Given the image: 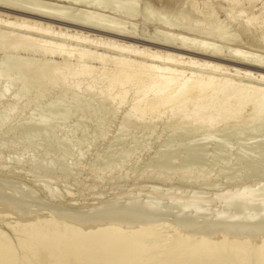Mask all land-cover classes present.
Here are the masks:
<instances>
[{
	"label": "bare ground",
	"instance_id": "1",
	"mask_svg": "<svg viewBox=\"0 0 264 264\" xmlns=\"http://www.w3.org/2000/svg\"><path fill=\"white\" fill-rule=\"evenodd\" d=\"M139 1L140 0H27V4L24 7L26 10L24 14L26 16L39 19L45 23H51L56 25L57 28L0 18V49L8 53L0 64V68L3 69V71L0 69V80H7L3 91L0 92V97L2 98H4V96L9 98L10 96L7 95L11 93L10 95L14 94L18 99L19 95L21 94L23 96L24 93L17 92H20L21 89L29 93V90L27 91L25 89L27 87L28 89L33 87L31 85L33 83H38V85L40 84L42 86L53 79L65 81L71 79L70 76H72V78L74 76V78L90 76L93 73V69L89 67L90 61L104 64L102 72L99 75L97 74L96 78L92 76V81L90 80L89 84L85 85L84 83V90L81 88V84H79L80 87H76L77 89L79 88V90L76 89L73 92L72 88L70 89V87H67V89L69 88L72 92L71 94L69 93L70 90L67 92L70 95L67 94L66 96V92L64 94L56 92L58 93L57 96L59 94L61 96L54 97L53 95L52 97L55 98V101L53 99L54 102L51 101V103H49L47 100L48 104H42L45 107L41 113L37 115L31 114L27 121L34 127V130L26 136H23L21 141L23 142L24 140L28 146H33L34 143H36L34 147L37 148L40 146V143H38L39 141L46 140V138L51 136H49L46 129L53 126L55 123L57 124V122L62 123L66 116L68 117L72 113L82 112L85 115L88 114V112L99 113L106 119L109 116L108 114L106 116V112L110 113L112 111L111 114L114 113V110L109 108L108 103L113 107V103L117 101L114 99L115 102L113 101L111 104L113 100L110 101L112 94L115 92L116 95H114V97L117 96L120 100L119 102L122 103L124 98L127 97L125 95H129L126 93L133 90L131 92L135 91V94L132 95L134 97H132L131 103L127 99L130 105L124 102L125 105H123V103L122 106L120 105L123 109L126 105L130 106V108L128 109L126 107L129 110L128 114L125 112L126 115H123L121 122H119L120 127L118 129L122 132L131 134L133 131L137 133V131L145 128L146 130L150 129V131L154 133L152 127L153 125L159 124L158 122H162L164 128L170 125L168 127L169 129L171 127V144L165 143L166 145L156 150L161 160H164V163H159L160 158L158 160V157H156L159 162H156L154 165H156L157 168L165 172L167 169L172 170L178 167V174L180 173V169H186L185 171H187L189 166H191L189 167L190 170L193 169L192 166L196 168V163L202 156L201 153L204 152V150L206 151L204 146L209 144L213 147L216 154H219L223 150L224 153H227L225 149H230V151L233 150V152L236 151V154L234 153L236 158L230 154L235 159L236 163L234 162V164L237 165L236 167H244L245 165V170L248 169L249 172H247L248 170L245 171L244 168L243 170L246 174L249 173L248 175L250 176L256 173L259 168L264 165V2L261 4V7L257 9V12L255 11L256 13H251L252 15L247 14L246 10L248 8L241 7V5L236 12H232L230 9L223 6L221 10L225 13L226 17L222 21L217 19V14L215 12L201 14L198 10L194 9L195 13L198 12V16L200 17L191 19L189 18L191 11L182 12L181 10V12H177L178 9L171 6V2L168 3L167 6L163 4L160 5L156 10L145 3L144 9L146 13L143 14L142 21L145 23L154 22L153 36L160 42L154 44L143 41L141 36L144 30L136 31L134 23H132L137 16V18L141 16L137 8ZM233 1L235 2V0ZM237 1L241 4L245 3L243 4L244 6L247 4L245 0ZM0 2L7 5L13 3L11 0H0ZM15 4L19 5L18 3ZM162 10L176 16L177 20L173 21L168 19V16H161L160 13H162ZM229 18L233 19L237 25L247 32L251 37L250 43H242L241 40H237V34H230L226 31V28H230L229 26L232 24V22L228 21ZM137 26L139 27V25ZM231 42H234L235 45H233L234 43L231 45ZM71 62H76L78 66L76 68L78 70L73 73H71V68L73 66ZM112 65L114 68L111 71L110 66ZM107 66H109V69ZM9 67L14 68L8 70ZM108 70H110L112 74H109ZM66 71L68 73H66ZM107 74L109 75L106 76ZM89 76L88 78H91ZM104 76H106V78ZM35 86L37 87L36 84ZM15 88H18L19 91L15 92ZM24 97H22L23 100ZM17 99L15 98L14 100L16 101ZM16 103L17 102H15V104ZM8 106L11 105L8 104ZM118 106L119 104L117 107ZM120 106L118 107L119 110L121 109ZM38 107L41 106H37L36 108ZM107 107L110 111H108ZM105 108H107V111ZM117 109L115 110L118 111ZM12 110L13 109H8L3 116V120L12 117L14 112ZM146 115L149 117L152 116L150 121L149 119H145L147 120V124L142 122L145 121L143 117ZM101 118L100 120L104 121V119ZM81 120L82 121L77 120L74 127L75 129L83 128L85 120ZM97 120L99 121V118ZM151 120H156L158 122L155 121V123ZM98 124L102 125L103 123L97 122L96 127L99 126ZM163 125H161V127ZM158 126L160 128V124ZM154 131H157L156 128H154ZM118 133L120 135L121 132ZM152 133L146 134L149 137ZM178 134L184 135V137L179 142L173 143L172 138ZM84 135L83 133V137ZM119 135H117L116 139H119ZM124 136H126V134ZM122 139L120 138L119 140L122 141ZM166 139L167 138H165V140ZM119 140L117 142L119 143L118 145L122 143L121 141L120 143ZM57 142L60 141L58 140ZM66 142L65 139L61 141L65 149L64 152H62L64 155L70 153L69 147H71V142L69 141L70 143L68 144H66ZM79 142L80 141L75 143L74 141L76 145H79ZM83 142L85 143V141ZM69 144L70 146L68 147ZM71 149L74 151L73 148ZM45 151H47V149H45ZM158 153L155 154L158 156ZM178 153L184 154L183 161H180L181 163L178 162L180 159H176L177 156H180V154L177 155ZM124 155L125 154H123V156ZM20 156H22V158L24 157L23 155ZM80 156L83 155H79V157ZM32 157L35 158L34 156ZM32 157L30 156V161H33ZM63 157L64 156H62V158ZM117 157L115 158L117 159ZM228 157L229 155L227 159H229ZM13 158H10V160L17 162V158ZM18 158H20L19 155ZM49 158L52 157L50 156ZM120 158L121 157H119L118 160L122 162ZM169 159L177 160V162L174 163H180L179 166L175 164L177 167L171 169L169 167L170 165H168L169 163H166V161H170L171 163ZM20 160L21 158L18 162ZM38 160L39 159H37V161ZM214 160L215 158L213 161ZM30 161L29 163L31 164ZM41 161L42 159H40V163ZM106 161L105 162L108 163L109 160ZM215 161L217 162L218 160ZM227 161L228 160H226V162ZM52 162H50L51 167H54V162L53 165ZM113 163L114 162H112V165ZM120 163L118 165H121ZM18 164L19 163H17V166ZM33 164L37 165L36 162ZM58 164L57 166H60L62 163ZM63 165L65 166V164ZM112 165L111 163L109 164V166ZM172 165L173 163L171 166ZM57 166L54 168L56 169ZM67 166L68 164L65 166L67 169L63 167V171H65V169L69 171L68 169L70 168L68 167L70 165ZM106 166L109 167L108 165ZM236 167L233 168L235 169ZM40 168L42 167L40 166ZM58 168L56 171L60 170H58ZM113 168L110 167V170ZM178 168L176 170H178ZM221 169L225 170L224 167ZM239 169L241 170L242 168H238V170ZM49 170H51V168ZM161 170H158V172ZM194 170L192 171L194 172ZM222 170L220 171L224 174L227 167L225 171ZM60 171L63 173L62 170ZM168 171L165 173H168ZM210 172L211 171H209V173ZM230 172L229 174H231ZM235 172L236 171H234L233 174ZM174 173L176 174V172L172 171L171 175ZM185 173L189 175L187 172ZM205 173H203L205 176H207V174L209 175V173ZM242 173L245 176V173ZM179 175H177V177ZM232 176L229 175L230 178ZM250 176L246 177L249 178ZM188 177H190V175ZM188 177L185 176V178ZM160 178L162 180V177ZM183 178L180 176V180ZM193 178L195 177L193 176ZM235 178L237 179V177H234V179ZM182 181H185V179ZM5 182L8 181L5 180ZM206 183L207 184H204V186L207 185L208 187L209 183ZM241 184V187H239V183V186L236 185L239 187V189H236L237 192L229 193V191H227L228 194L223 191V194L222 192H213L215 196L212 195V197H206L204 194L202 195V192H190L189 190V193L186 195H181L180 193L172 194L173 192L170 193L173 191L171 188L170 192L164 190L166 194H161L158 193L162 190L160 188L161 190L158 192H149V196H145L143 201H140L141 199L137 200L139 196L133 194V196L127 197L124 204L119 205L117 201H113L108 205L105 204L99 207H94V205H92L93 208L90 212L77 217H71L69 215L60 217V214L59 217H57L58 215L54 216L51 212L50 214L46 212V214L38 213L35 214V216L30 215L32 217L28 216V218L26 217L27 219L25 218L23 220V226L28 227L25 228V230H29L28 232L26 230L27 233H25L24 230L22 231L23 227L21 230L18 228L17 230L22 232L19 237H22L23 233L25 236L26 234L28 235V233L29 235L31 233L33 236L35 231L38 233L35 234V238L28 236L31 237L28 238L30 239L29 242L20 240V238L17 245L21 250H17V246L15 249L18 252L23 251L24 256L30 257V260L25 258L29 264H31L30 262H34L33 264H59V262L64 264H92L97 261H99L98 264H138L140 261H145L143 264H264V183L258 182L252 184L247 182V184ZM211 185L210 182L209 186ZM45 186L47 188L49 187L48 190L50 189L51 191L49 185ZM214 186L215 185H213V188ZM217 187H215L216 191L218 189ZM234 187H232V189ZM2 189L3 188L0 187V206H2L3 211L4 209H8H3V206L5 207L9 204V200H12L13 210L22 211L19 213L20 215L21 213L27 215L25 212L29 213L28 204L26 205L24 202L22 203V200L20 201L15 198L13 192L14 199H11V194L10 199L7 200V196L9 195H5V197ZM42 189L44 191V188ZM219 190L220 189H218V191ZM234 190L235 188L233 191ZM50 191L48 193H50ZM153 191L157 190L153 187ZM1 192L3 194H1ZM50 194L54 195V192L51 191ZM53 195L50 197H54ZM55 196H58L56 192ZM99 200L98 202H100ZM215 200H218L220 205H222H219L220 207H217V209H219L214 210V213L211 211L213 215L208 211L210 213L209 216L207 210L214 204L211 205V207L208 206ZM106 201L107 200H105L104 203H106ZM12 203L10 202V204ZM104 203L102 202V204ZM51 205H53V203ZM10 206H8V211H10V208L12 209ZM95 206H97V203ZM15 207L17 209H14ZM58 208L60 207L58 206ZM69 208H71V206ZM76 208L78 207H75V209ZM81 208L83 209V207H80V209ZM214 208H216L215 205ZM27 209L29 211H26ZM87 209L86 207V210ZM13 212L14 211H12V213ZM16 213L18 214V212ZM171 214L174 219L172 222L170 220V222L172 223L171 227H174L173 233H175V235L167 236L170 238L163 239V237L160 236L163 232L161 233V231H158V233H161L158 235L156 232L158 228L154 226L156 223V226L160 223V217ZM205 214H208V217ZM3 215L5 216V213ZM1 219L0 221H2ZM8 219L6 218L5 220L4 218L3 220L7 222ZM167 222L169 223L168 225L171 224L169 220ZM7 224L9 223L7 222ZM12 227L7 228L9 229L8 231L14 228L16 230L19 226ZM153 228H157L156 231ZM15 230L12 231L15 233ZM12 231L10 233H12ZM153 231H155L157 235H153L156 234L153 233ZM124 233H129V235L127 234L126 237ZM183 234L188 238H185L188 242L185 239L182 240V237H185L182 236ZM2 236H0L2 240H7V237H4L5 234L3 236L4 238H2ZM179 236L181 239H179ZM24 239L27 240V236ZM3 242H0V251L4 253L1 255L0 252V264H14L15 261L12 260V253L14 251L10 249L12 244L8 248L3 245ZM60 243L63 244L62 246L64 248L62 249L64 250L55 252V246H58L57 244ZM62 251L63 255L61 253ZM23 261L25 262V260Z\"/></svg>",
	"mask_w": 264,
	"mask_h": 264
},
{
	"label": "rangeland",
	"instance_id": "2",
	"mask_svg": "<svg viewBox=\"0 0 264 264\" xmlns=\"http://www.w3.org/2000/svg\"><path fill=\"white\" fill-rule=\"evenodd\" d=\"M11 1H13V3H10L8 5L7 4H3L2 2H0V18L10 19V20L19 21V22H29V23H33V24H37V25H43V26L57 28L56 25H53L51 23H45V22H43V21H41L39 19H33V18H30L29 16H26L24 14V13H26V10H25L24 7L27 4V0H24V1L11 0ZM236 1L237 0H235V2ZM245 1L247 3L246 6L243 5L245 3H242L241 4L238 1L235 3L233 0L232 1H229V0H169V1L168 0H166V1L165 0H140L138 2V4H137V8H138V11H139V13L141 15V16L140 15L139 16L142 17L143 14L146 13L145 12V9H144L145 8V3H147L149 6L155 8V10H156V9H158L160 7V5L163 4L164 6L165 5L167 6V4L171 2L172 3L171 6H174L175 8L178 9L177 12H181V10H182V12L183 11H188V12L191 11L190 12L191 14L189 15V18H191V19H196L197 17H200V16H198L199 15L198 12H200L201 14L202 13L207 14L209 12L210 13H214L215 12L217 14L216 15L217 16V19H219L220 21H222L226 17L225 13L221 10V7H223V6L227 7L232 12H236V11H238V9L240 8V5H241V7L248 8L246 10V12H247V14L250 15L251 13H256L257 12V9H259L261 7V4L264 2V0H245ZM15 3H18L19 5H16ZM236 4L239 5V6H237ZM194 9L198 10V12L196 11L197 13H195V10ZM13 12H14V14H13ZM164 13H166V11H163L162 10V13H160L161 16H164V17L168 16V19L173 20V21L174 20H177L176 19V16L172 15L171 13H168V12L166 14H164ZM137 17H136V19H134L132 21V23H134V26H135L136 31H142V29L144 30V33L141 36V39L143 41H145V42H150V43H154V44L160 43L153 36L154 35L153 34L154 22H150V23H147L146 22L145 23L144 21H142L143 20V17L142 18H140V17L137 18ZM228 21L229 22H232V24L229 26L230 28H228V27L226 28V31L227 32H229L230 34H234V35L237 34L236 35L237 36V40L238 39H239V41L241 40L242 43H245V42L250 43L251 42L250 41L251 37L239 25H237L236 22L233 21V19H230L229 18ZM137 25H139V27L140 26L141 27L139 28ZM233 29H234V32H233ZM233 43L231 42V45ZM229 44H230V42H229ZM233 45H235V43ZM7 54L8 53L3 52L0 49V64L2 63V60L4 59V57ZM71 63L73 65L72 68H71V73H73V72H75V71L78 70V69H76L78 66H77V63L76 62H71ZM89 63H90L89 64V67H91L93 69V73L90 76L88 75L91 78H88V76L87 77L86 76H83L84 78L82 76H81L82 78L81 77L78 78L76 76L77 78H74L75 77L74 76L73 77L74 79H73L72 76H70L71 79L65 80L66 82L64 80H61V79H59V80L57 79L58 81L53 79V80L47 82L48 84L46 83V84H44L42 86L40 84L38 85V83H33L34 85L31 84L33 87L30 86L31 87L30 89H28V87L25 89L27 91L29 90V93L30 94L28 92H26V91L25 92L22 91L21 89H20V92H17V91H19L18 88L17 89L15 88L14 91L17 92V93H24L23 96L20 94L19 97H18V99H17V96L15 97L14 94H12L13 95V97H12V95H10L11 94L10 93V94L7 95V96H10L9 98L6 97V96H4V98L0 97L1 98L0 101H2V99H3V101L0 102V123L2 122L0 124V133L2 134V135L0 134V155H1L0 156V176H2V177H0V185L2 183L3 184L0 187L3 188L2 190H3V193H4L3 194L1 192V194H3L4 196L5 195H9V196H7L8 197L7 200H9L11 196H12L11 199H14L13 196L15 194L14 197L17 198L20 201L22 200V203L24 202V204H26V205L28 204L29 206L27 205V207L31 211L30 212L27 209L26 211H29V213L28 212H25V213H27V215H25L24 213H21V215H20L19 213L22 212V211L13 210V207H12V205H13L12 202L13 201L12 200L11 201L9 200V204L6 205L7 207L6 206L5 207L3 206V209L4 208H6V209L8 208L7 210L4 209V211H3L2 210V206H0V209H1L0 212H2V213H0V219L2 218L1 220L3 221V222L0 221L1 222V224H0V236H2V235L4 236V234H5L4 237H7V240H5V241H4V239L2 240L1 237H0V239H1L0 242L1 241L2 242L4 241L5 243L3 242V245L5 247H8V248L12 244L11 247H10V249H11V251H14L12 253L13 254V259L12 260L15 261L14 264H24V263L25 264H29L28 261H26V259L28 260L30 257L29 256H27V257L24 256L23 251L22 252L21 251L18 252L17 250H21V249H19V247H18L17 244H18V241H19L20 238H21L20 240H23V241H28V242L30 241V239H28V238H31V237H28V236H32L31 233H30V235H29V233H28V235L26 234L27 240L24 239V238H26V236H25L24 233H23V236H22L23 239H22V237H19L20 234H22V232L19 231V230H21L22 227H23L22 228V231L24 230L25 233L28 232L29 229H26L27 232L25 230V228H28V227L23 226L24 225L23 224L24 223L23 220L26 217L28 218V216H30V215L35 216V214H38V213H45L46 214V212L48 214H50V212H51V214H53L54 216H57L58 215L57 217H59V214H60V217H62L63 215H69L71 217L72 216L73 217H77V216H81V215H84V214H87L88 212H90L92 210V208H93L92 205H94V207H99V206H102V205H105V204L108 205V204L112 203L113 201H117L119 205L120 204H124L125 203V200L127 199V197L133 196V194L139 196V198L137 197V200L138 199L139 200L141 199L140 201H143L145 199V196L146 197L149 196V194L152 193V192H158L159 190L162 189L163 191L162 190L161 191L163 193L161 191H159L158 193L166 194L165 191H169L170 192L171 191L170 188H171L173 191H171L170 193L173 192L172 194H178V193H180L181 195H186V194L189 193V191L190 192L197 191L199 193L202 192V195L204 194L206 197H210V196L212 197V195L215 196V194H213V192L214 193H216V192L221 193L223 191V192L226 193L227 191H229V193H233V192L236 191V189H239V187H241V185H242L241 183H245V184H247V182L248 183H252V184H254V183L256 184L258 182L264 183V171H263L264 170V165H262L256 173H254L253 175L250 176V175H248L249 173L246 174V172H245V171L248 170V169L245 170L246 169L245 168V165H244V167L243 166L242 167H240V166L239 167H236L237 165L234 164V162H235V159L234 158H236L235 157L236 155H234V153L236 154V151L233 152V150H231L232 151L231 152L230 149H228L231 152L230 153L227 149H225V152H227L229 154L224 153L223 152L224 150L222 151L223 153L220 152L219 154L218 153L216 154L214 152V150H213V147L210 146L209 144H208L209 146L207 145L208 147L207 146H204L205 149H206V151L204 150V152L201 153L202 156L200 157V159H198V161L196 163V168H195V166H192L193 169L190 170L189 167H191V166H189L187 168V171H185L186 169L185 170H181L180 169V173H179L180 175L177 173L179 171V168L177 166H179V164L183 161V158H184V156H183L184 154H182V153L181 154L178 153L177 155L180 154V156H177V158L175 157L177 160L180 159L178 162H180L182 160L180 163H178V164L174 163V162H177V160H175V159H174L175 161L169 159V160H171V163H170V161L169 162L166 161L167 164L169 163L168 165H170L169 167L171 169L174 168V167H177L178 170H176L177 168L176 169L174 168L172 170L167 169V171L170 170L171 172L168 171V173H165L167 171L164 172V170H161V169L157 168L156 165H154V164L156 162H159L158 160H159L160 156H159V153L156 150L160 149V147H162L163 145L171 144V134H170L171 127H170V129L168 127L170 125H168L167 127H165L166 128L165 129L164 128V125L162 124V122H158L156 120H151V121H154V122L156 121V122H158L160 124V128L158 126L159 124H157L155 126L153 125V127L156 128V130H157V131H154V128L152 127L154 133H152V131H150V129L149 130H146L145 128H142L143 130H139V131L136 130L138 134L137 133H134V131L131 132V134H129V133L122 132V131H120L118 129L120 127L119 126L120 125L119 122H121V119L123 118V115L125 116L126 114H128V111H129L128 109L130 108V106H127V105L129 104L128 101H130V103H131L132 97H134L132 95L135 94V91L134 92H131L133 90H130V92L128 91L126 94H129L130 96L129 95H125L127 97L124 98V100L122 101V103L123 102L126 103V104L128 103L126 105V107L128 109L126 107H124V109L121 108L122 103L119 102L120 100H119V98L117 96H115L116 98L114 97V95H116L115 92H114L112 94V98H110V101L113 99L111 101V104L113 103V101L115 102L114 99H116L117 101L115 103H113V105H114L113 107H111L112 105H110V103H108L109 104V108H111V110H114L113 111L114 113L111 114L112 111L110 113L106 112L105 113L106 116H107V114L109 115L106 119L103 118L101 116V114H99V113H89L88 112V114H86V115L83 114L82 112L72 113V114H70V116H68V117L66 116L65 120L62 123L57 122V124L55 123L53 126L48 127L46 129V131L49 134V136L50 135L51 136L49 138H46V140L39 141L38 143H40V146H38L37 148L34 147L36 145V143H34L33 146H31V145L28 146V145H26V142H24V140L22 142L21 139H23V136H26L28 133H30L32 130H34V127H32V125L27 121L28 117L31 114H33V115L36 114L37 115V114L41 113L44 110V107H45L43 105H46L44 103H47L48 104V101H49V103H51V101L54 102L55 101V98H54L55 96L56 97L61 96L60 94L57 96L58 93L64 94L66 92L65 95L67 96V94H68L67 92L71 88H72V92L75 91L77 89L76 88L77 86L80 87L79 84H81V86H82L81 88L83 89L85 87L84 86V83H85V85L86 84H89L90 83V80L92 81V76L94 78H96L97 77V74L99 75L102 72L103 67H104V64L99 63V62L98 63L97 62L95 63L93 61H90ZM107 67L109 69V66H107ZM2 68H4V67H2ZM13 68L14 67H12V68L9 67L8 70H12ZM96 68H98V69H96ZM113 68H114L113 65L110 66L111 71H112ZM1 70L3 71V69H1ZM1 70H0V72H1ZM108 71H109V74H110L111 71L110 70H108ZM63 73H65V72H63ZM63 73H60V74H63ZM66 73H68V72L66 71ZM69 73H70V71H69ZM109 74H107L106 76H108ZM106 76H104V77L106 78ZM1 80H2V82H1ZM1 80H0V83H1V85H0V92L3 91L4 86L7 83V80L6 79H4V81H3V79H1ZM35 84L37 85V87L35 86ZM71 86H73V87H71ZM67 87H70V89L69 88L67 89ZM77 90H79V88ZM35 92H37V93H35ZM56 92H58V93H56ZM72 92H71V90L69 91L70 94ZM70 94H68V95H70ZM53 95H54V97H52ZM14 97L17 99L16 101L14 100L15 99ZM22 97H24V100H23ZM49 98H52V99H49ZM53 99H54V101H53ZM127 99H128V101H127ZM10 100H12L13 102L10 101ZM125 101H127V102H125ZM15 102H17L18 104L17 103L15 104ZM116 103H117V105L119 104V106L121 105L120 106V108H121L120 110L118 108L119 106L117 107ZM124 103H123V105H125ZM8 104H10L11 106H8ZM37 106H41V107L36 108ZM106 106H108V105H106ZM40 108H41V110H40ZM107 108H105V110ZM109 108H108V111H110ZM114 108L117 109L118 111H116ZM3 109H4V112H3ZM8 109H13L12 110V111H14L13 112V115H12V117H10L8 119H4L3 120V116L8 111ZM123 111H124V113H123ZM125 112H126V114H125ZM147 116L148 115H146L145 117H143V120H145V119L148 120L149 119V121H150V119H152V116H150V117L149 116L147 117ZM98 118H99V121L97 120ZM100 118L101 119H104V121L103 120H100ZM81 119H84L85 120L84 121L83 128L82 129L81 128L75 129L74 127H75V124H76L77 120L78 121H82ZM147 120H145V121H142L141 120V121L143 123L145 122V124H147ZM97 122H102L103 124L102 125H100L101 123L98 124L99 125L98 126L99 128H98V127H96ZM154 122H152V123L155 124L156 122L155 123ZM161 125H163L162 126L163 129H162ZM96 130H98V131H96ZM118 132H121L123 136L121 135V133L119 135ZM83 133L85 134L84 137H83ZM124 133L128 137L124 136L125 135ZM146 133L147 134L152 133V135L151 136L149 135V137H148V135ZM161 133H163V134H161ZM60 134H61V136H60ZM81 135H82V137H81ZM117 135H119V139L120 138L122 139V137H123L122 141L117 138L119 140V142L120 141L122 142V143L120 142L122 144V145L120 144L121 146L118 145L119 143H117L118 142V140L116 139ZM71 136L73 138H75V139H73ZM120 136H122V137H120ZM183 137H184V135H179V134L178 135H175L172 138V142L173 143L179 142ZM80 138H81L82 141L80 140ZM165 138H167V139L165 140ZM64 139H65V142L67 140L66 144H68V143L71 142V147H69L70 144L68 145V147L70 148L69 149V152L71 154L68 153V155L67 154L64 155V153H62V152H64L65 149H64V145L61 143V141L64 140ZM115 139H116V141H115ZM58 140L60 142H57ZM74 141H75V143L76 142L78 143V141H80L79 142V145L78 144L76 145L74 143ZM83 141H85V143ZM21 143H22V145H21ZM80 143H84V144H80ZM15 145H16V147H15ZM26 146H28V147H26ZM77 146H79V147H77ZM157 146H158V148H157ZM29 148H31V149H29ZM71 148H73L74 151H72ZM78 148H81V149H78ZM45 149H47V151H45ZM78 150H82L84 154L82 153V151H78ZM42 151H44V152H42ZM75 151H77V152H75ZM4 152H5V154H4ZM79 153H81V154H79ZM155 153H158V156ZM78 154L79 155H83V156H80L79 157ZM123 154H125V155L123 156ZM220 154H222V155H220ZM230 154H232L234 156V158ZM18 155L21 158V160L19 162H18V160L20 158H18ZM20 155H23L24 157L22 158V156H20ZM217 155H219V156H217ZM228 155H229V157H228L229 159H227V156ZM30 156L31 157L32 156L35 157V158L32 157L33 158V161L32 160L30 161V159H31ZM50 156L53 159L52 158H49ZM62 156H64L63 157L64 159L62 158ZM122 156H123V158H122ZM15 157L17 158V162L15 161L16 164H15L14 160H10V158L15 159ZM56 157H57V159H56ZM115 157H117V159ZM119 157H121L120 158V160H122V162L120 161L121 163L118 160ZM156 157H158V160H157ZM223 157H225V158H223ZM36 158L39 159V160L37 161ZM77 158H78V160H77ZM214 158H215V160H218L217 161L218 163L215 160L213 161ZM40 159H42L41 163H40ZM44 159H46V160L48 159L47 162ZM22 160H24V161H22ZM106 160H109L108 163H106L107 162ZM223 160H225V161H223ZM226 160H228V161L226 162ZM29 161L31 162V164L29 163ZM52 161L54 162V165L55 166H57L58 163L59 164L62 163V164L60 166H57L56 169H55L54 168L55 166L54 167L53 166L51 167V163L50 162H52ZM75 161H77V162H75ZM115 161H116V163H115ZM212 161H213V163H212ZM35 162L37 163V165L36 164H33ZM53 162H52V165H53ZM56 162H57V164H56ZM74 162H75V164H74ZM112 162H114L115 164L113 163V165H112ZM161 162L164 163V160H161V158H160V162L159 163H161ZM230 162H231V164H230ZM17 163H19L18 166H17ZM48 163H49L50 166L48 165ZM110 163H111L112 166H109ZM119 163L121 165H118ZM172 163L174 165V166L172 165L173 167L171 166ZM63 164H65V166L67 164H68V166L70 165L69 167L67 166L68 168H70V169H68L69 171H66L67 168ZM105 164L108 165L109 167H107ZM175 164L177 166H175ZM62 165H63L64 168H66L65 169L66 172L63 171V167L61 168ZM40 166L42 168H40ZM58 167H60V168H58ZM106 167H107V169H106ZM110 167H112V168L115 167V168H113L115 170H113V169L110 170ZM223 167L225 168V170H226V167H227V170L226 171L225 170H222L221 168H223ZM233 167H236V168L234 169ZM50 168H51V170H49ZM52 168H54V169H52ZM57 168H58V170L59 169L62 170L63 173L60 170L59 171H56ZM238 168H242L241 170H243V168H244L245 171L244 170L241 171L240 169L238 170ZM13 169H15V170H13ZM205 169H206V171H205ZM233 169H234V171H236L234 173L235 175L233 174V172H234ZM158 170H161V171L158 172ZM192 170H194V172ZM220 170L225 171V173L223 172L224 174H222ZM237 170H238V172H237ZM172 171L173 172H176V174L174 173V174L171 175ZM183 171L187 172V174H189L190 177H188L189 175H186V173L183 172ZM189 171H191V172H189ZM209 171H211L212 173L211 172L209 173ZM195 172L197 174L200 172L199 173L200 175L199 174L197 175ZM205 172L209 173V175L207 174V176H205V174H206ZM229 172L231 174H229ZM242 172L245 173V176H244V174ZM247 172H249V170ZM61 173L62 174L66 173V174L62 175ZM184 173H185V175H184ZM203 173H205V174H203ZM162 174H163V176H162ZM191 174H192V176H191ZM202 174H203V176H202ZM228 174L230 176L233 175L232 176L233 178L232 177L230 178ZM177 175H179V176L177 177ZM180 176H181V178L184 177L183 179H185V181H182L183 179L180 180ZM185 176L188 177V178H185ZM193 176L195 178H193ZM197 176H200V177H197ZM226 176L229 177V178H227ZM246 176H250V177L248 178ZM160 177H162V180H161ZM163 177L166 180H164ZM234 177H237V179L236 178L234 179ZM243 177H244V179H243ZM5 180L8 181V182H5ZM142 180H143V182H142ZM233 180H235L237 183L235 181H233ZM162 181H164V182H162ZM165 181H167V182H165ZM64 182H66V183H64ZM206 182L209 183L208 184V187H207V185L204 186V184H207ZM210 182L212 184L211 186H209L210 185ZM229 182H231V183H229ZM238 183H239V185L240 184L241 185L239 186ZM5 184H7V185H5ZM45 185H49L50 186L51 191L54 192V195L53 194H50L51 191H50V189L48 190L49 187L47 188ZM213 185H215L214 188H213ZM236 185H238L239 187L236 186ZM63 186H64V188H63ZM203 186H204V188H203ZM35 187H36V189H35ZM151 187H152V189H151ZM153 187L157 191H153ZM158 187H159V189H158ZM215 187H217L220 190L218 191V189H217V191H216L215 190L216 189ZM232 187L235 188L234 191H233L234 188L232 189ZM236 187H238V188H236ZM42 188H44V191H43ZM59 188H60V190H59ZM132 188H133V190H132ZM20 189H21V191H20ZM230 189L232 190V192H231ZM49 191H50V193H48ZM60 191H62L64 194L62 192H60ZM135 191H136V193H135ZM55 192H56V195H58V196H55ZM223 192H222V194H223ZM227 194H228V192H227ZM36 195H37V197H36ZM52 195L54 197H50ZM38 198H39V200H38ZM97 199L98 200L100 199L99 200L100 202H98ZM104 199L107 200L106 203H104L105 202ZM101 201L104 204H102ZM161 201H162V199H161ZM217 201L218 200L213 201L214 203L213 202L212 203L210 202L211 204H209L210 206H208V207H211V205L214 204L216 206V208H214V205L211 208H208L207 207L209 209V210H207V208H206L207 212L210 211V213H211V211H213V213H214V210H216L217 207H220L222 205V204L220 205V202L219 201L217 203ZM10 202L12 204H10ZM61 202H62L63 205L61 204ZM52 203H53V205H51ZM96 203H97V206H95ZM64 204H66V205H64ZM90 204H91V206H90ZM69 205L71 206V208H69L70 207ZM82 205H84V206H82ZM8 206L12 207V209L10 208V211H8L9 210V207ZM58 206L60 208H58ZM75 207H78V208H76L77 210L75 209ZM80 207H83V209L82 208L80 209ZM86 207L88 208L87 210H86ZM14 209H17V208L15 207ZM210 209H212V210H210ZM11 210L14 211V212L15 211L18 212L19 215L16 212L15 213L14 212L12 213ZM206 210H205V212H206ZM85 211H87V212H85ZM3 212L5 213V216L3 215L4 214ZM8 213H9V215H11V214L12 215L9 216ZM210 213L208 212L209 216H210ZM22 214H23V216H22ZM208 214H205V215L208 217ZM1 215L4 216L5 220H6V218L8 219V216H9V219L7 220V222L9 224H7V222L3 220L4 218ZM6 215H7V217H6ZM20 216H21V218H20ZM170 216H171L172 219L170 218ZM30 217H32V216H30ZM21 219H22V221H21ZM173 219L174 218H173L172 214L171 215H168V216H162V217L159 218V222L160 223H158L157 226H156L157 223L156 222H155L156 224L154 223L155 224L154 227H157L158 229L157 228H153V229H155V231L157 229V231H156L157 233H158V231H161V233L163 232L162 235H160L161 234L160 232L158 233V235H160L161 237H163V239L170 238V237H167V236H173V235H175V233H173L174 227L173 226L171 227V225H172L171 222H172ZM166 220L167 221L169 220V222L171 220V222H170L171 224L168 225L169 223ZM161 221H163V222H161ZM164 221L167 222V223H165ZM162 223H163V225H162ZM160 225H161L162 228L160 227ZM17 226H19V227H17ZM9 227H12V228L17 227L16 230H15V228L12 229V230H15L16 231L15 233H14V231L11 230L12 233H13V235H12V233H10L11 231H8L9 229H7V228H9ZM18 228H20V229L17 230ZM155 231H153V233H156ZM37 233L35 231L33 233V236L32 237L35 238V234H37ZM157 233L156 234H153V235H157ZM14 234H15V236H14ZM124 234H125L124 236H126V237H127V234L129 235V233H124ZM16 235H18V236H16ZM3 236H2V238H4ZM160 236H154V237H160ZM182 236H185V235L183 234ZM182 238H183L182 240H184L187 237L185 236V237H182ZM179 239H181L180 236H179ZM186 241L188 242V240H186ZM13 242H14V244H13ZM15 243H16V245H15ZM57 245L58 246H55V248H54L55 249V252H57V251L60 252V250H64V249H62V248H64L62 246L63 244L60 243V244H57ZM13 247H14V249H13ZM15 247L17 248V250L15 249ZM61 253L63 255V251ZM2 254H4V253L1 252V255ZM158 255H157V257L159 258ZM5 256H7V255H5ZM23 260H25V262ZM143 262H145V261H143ZM143 262L140 261V263H138V264H143ZM30 263L33 264L34 262L33 263L30 262ZM98 263H99V261H97L95 263H92V264H98ZM59 264H64V263H60L59 262ZM144 264H146V263H144Z\"/></svg>",
	"mask_w": 264,
	"mask_h": 264
}]
</instances>
